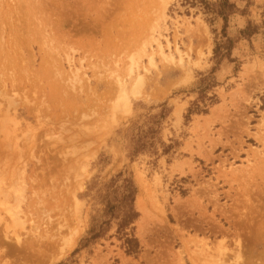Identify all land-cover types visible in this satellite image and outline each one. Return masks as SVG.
Masks as SVG:
<instances>
[{
	"label": "rangeland",
	"instance_id": "rangeland-1",
	"mask_svg": "<svg viewBox=\"0 0 264 264\" xmlns=\"http://www.w3.org/2000/svg\"><path fill=\"white\" fill-rule=\"evenodd\" d=\"M36 1L0 0V264H264V0H230L218 63L223 22L188 0ZM194 102L203 112L187 113ZM162 103L151 143L135 142ZM125 177L137 247L126 252L115 219L83 241Z\"/></svg>",
	"mask_w": 264,
	"mask_h": 264
},
{
	"label": "trees",
	"instance_id": "trees-1",
	"mask_svg": "<svg viewBox=\"0 0 264 264\" xmlns=\"http://www.w3.org/2000/svg\"><path fill=\"white\" fill-rule=\"evenodd\" d=\"M192 5H197L203 11V14L207 16V20L210 22L216 18H220L223 22L221 29V40L215 42L213 49V59L216 60V63L220 62L223 58L229 57V50L231 48L232 41L226 35V26L227 20L230 16L238 12V8L230 0H188ZM248 29V26L241 30L240 33H244ZM212 70L209 74L202 76L197 82V99L199 101L204 99H212L206 96V91L211 89L215 85V80L211 77ZM194 107L187 110L189 112H203V109L198 105L197 102L192 103ZM160 112L155 115L148 117L146 122L145 130H142L140 134H137L135 142H141V144L146 143L150 144L151 134L155 131L153 129L154 123H158L159 119H163L169 109L165 106L164 103L160 104ZM158 125V124H156ZM157 127V126H156ZM143 148L133 149V152L137 150H142ZM132 152V153H133ZM109 182L104 199L106 201L105 211L103 216L109 218L104 219H94L91 228L89 229L88 236L83 239L85 242L92 241L96 238H99L105 231V224H109L111 219L116 220V229L118 233H121L124 237V244L126 246V252H133L134 248L137 247V240L129 233L125 232V228L132 223V221L137 216L133 208L134 196L136 193V187L133 184V181L129 177H125L121 180L119 185H111ZM116 201V203H113ZM115 209H119V212L116 213ZM104 216V217H105ZM62 264V263H59Z\"/></svg>",
	"mask_w": 264,
	"mask_h": 264
},
{
	"label": "bare ground",
	"instance_id": "bare-ground-1",
	"mask_svg": "<svg viewBox=\"0 0 264 264\" xmlns=\"http://www.w3.org/2000/svg\"><path fill=\"white\" fill-rule=\"evenodd\" d=\"M19 2H20V1H19ZM36 2H38V0H37ZM167 2H168V0H161V3H163L165 6H166V3H167ZM159 3H160V2H159ZM12 4L14 5V3H12ZM40 4H41V3H40ZM40 4H39V5H40ZM16 8H17V7H16ZM161 8H162V7H161ZM13 9H14V8H13ZM17 9H18V8H17ZM15 10H16V9H15ZM20 10L22 11V9H20ZM20 10H19V12H20ZM31 11H32V10H31ZM42 11H43V10H42ZM8 12H9V11H8ZM17 12H18V11H17ZM25 12H26V11H25ZM21 13H22V12H21ZM35 13H36V12H35ZM42 13H43V12H42ZM42 13H41V14H42ZM10 14H11V13H10ZM31 14H32V13H31ZM8 15H9V14H8ZM33 16H34V15H33ZM15 17H17V16H15ZM34 18H35V17H34ZM8 19H9V18H8ZM17 19H18V18H17ZM24 20H26V19H24ZM16 24H17V23H16ZM21 24H22V23H21ZM24 25H25V24H24ZM157 32H158V31L156 30L155 32H152V34H150V35H151V39H153L152 41L155 43V46H156L157 52L159 53V55H160L163 59H166V60H167V59H168V60H172V55H171V54H170V55H168V54L166 55L165 52H164V50H163V47H162L161 43H160L157 39L154 38L153 34H154V33H157ZM149 37H150V36H149ZM166 47H168L167 44H166ZM175 50H176L177 53H178V50H177V49H175ZM152 54H153V51L151 50V52H150V54H149V56H150V60L152 59ZM66 58H67V57H66ZM179 59H180V58H179ZM180 60H181V59H180ZM68 61H69V59H68ZM152 61H153V60H152ZM152 61H151V63H152ZM130 68H131V67H130ZM132 71H133V70H132V68H131V69L129 70V72H132ZM75 72H76V71H75ZM75 72H70V74L74 75ZM78 72H79V71H78ZM134 72H135V71H134ZM57 74H58V73H57ZM80 74H81V73H80ZM59 75H60V73H59ZM59 75H58V76H59ZM81 75H82V74H81ZM132 75H133V74H132ZM135 75H136V76H134V78H135V80H136V86H134V87L136 88V87L139 85L138 83L140 82L141 75H139L138 72H135ZM75 76H77V78L80 77V76L77 75V73L75 74ZM75 76H72V77H75ZM82 76H83V75H82ZM52 77H53V76H52ZM84 77H85V76H84ZM66 78H67V76H66ZM53 79H54V77H53ZM121 79H123V78H121ZM69 80H70V79H69ZM69 80H68V81H69ZM74 80H76V79H74ZM77 80H78V79H77ZM58 81H59V80H58ZM79 81H80V80H79ZM34 82H35V81H34ZM133 82H134V81H133ZM3 83H4V82H3ZM74 83H75V82H74ZM116 83H117V85L119 86L120 91L124 94V91H125V90H124V84L122 83V81H121V80H118V78H117V82H116ZM134 84H135V83H134ZM134 84H133V85H134ZM70 85H71V84H70ZM40 87H41V85H40ZM50 87L52 88V86H50ZM57 87H58V86H57ZM134 87H133V88H134ZM2 88H3V86H2ZM5 88H6V87H5ZM5 88H4V91H5ZM135 88H134V89H135ZM10 89H11V88H10ZM40 89H41V88H40ZM58 89H61L60 86H59V88H57V90H58ZM11 90H12V89H11ZM51 90H52V92L54 91L53 89H51ZM61 90H62V89H61ZM137 90H138V89H137ZM7 91H8V90H7ZM13 91H15V90H13ZM41 91H43V90H41ZM120 91H119V92H120ZM1 93H2V91L0 92V94H1ZM16 93H17V92H16ZM25 93H26V92H25ZM43 93H44V92H43ZM53 93H54V92H53ZM58 93H59V92H58ZM136 93H137V92H136ZM2 94H3V93H2ZM17 94H18V93H17ZM22 94H23V93H22ZM48 94H49V93H48ZM56 94H57V92H56ZM60 94H61V92H60ZM120 94H121V93H120ZM3 95L6 96L5 94H3ZM9 95H11V94H9ZM12 95H13V94H12ZM18 95H19V94H18ZM52 95H53V97H54V94H52ZM52 95H51V96H52ZM0 96H1V95H0ZM4 96H3V97H4ZM60 96H61V95H60ZM1 97H2V96H1ZM6 97H8V95H7ZM26 97H27V96H25V98H26ZM45 97H46V96H45ZM48 97H49V96H48ZM73 97H74V96H73ZM43 98H44V97H43ZM57 98H58V96H57ZM27 99H28V98H26V100H27ZM40 99H42V98H40ZM59 99H60V98H59ZM12 100H13V99H12ZM12 100L10 99V103H11ZM14 100H15V98H14ZM15 101H16V100H15ZM31 101H32V100H31ZM7 102H8V101H7ZM22 102H23V101H22ZM29 102H30V101H29ZM41 102H42V101H41ZM8 103H9V102H8ZM8 103H6V104H8ZM12 103H13V102H12ZM15 103H16V102H14L13 104H15ZM23 103H25V102H23ZM39 103H40V102H39ZM45 104H46V103H45ZM10 105H11V104H9V106H10ZM41 105H42V104H41ZM124 105L127 106V104H126L125 101H124ZM7 106H8V105H7ZM9 106H8V107H9ZM13 106H14V105H13ZM52 106H53V105H52ZM3 107H4V106H3ZM8 107H7V108H8ZM32 108H33V107H32ZM41 108H42V107H41ZM47 108H48V107H47ZM47 108H46V109H47ZM61 108H62V107H61ZM63 108H64V107H63ZM35 109H36V107H35ZM6 110H7V109H6V106H5V110H4V111L6 112ZM28 110H29V108H28ZM33 110H34V108H33ZM36 110H37V109H36ZM31 111H32V110H31ZM41 111H42V109H41ZM47 111H48V110H47ZM2 112H3V111H2ZM29 112H30V111H29ZM36 112H37V111H36ZM39 112H40V109H39ZM39 112H38V113H39ZM61 112H62V111H61ZM31 113H32V112H31ZM33 113H34V112H33ZM4 114H5V113H4ZM40 114H41V113H40ZM40 114H39V116H40ZM36 115H37V114L35 113V118L38 117V116H36ZM44 117H45V116H44ZM46 117H47V116H46ZM46 117H45V118H46ZM57 117H58V116H57ZM40 118H41V117H40ZM42 119H43V121H44V120H46V121L49 120V118L44 119V118H43V115H42ZM36 120H37V119H36ZM38 120H39V119H38ZM43 121H42V122H43ZM52 124H53V121H52ZM52 127H53V126H52ZM47 131H48V130H47ZM27 132H28V131H27ZM31 132H33V131H31ZM51 132H52V131H51ZM28 133H29V132H28ZM28 133H27V134H28ZM41 133H42V132H41ZM43 133H44V132H43ZM89 133H90V132H89ZM44 134H46V131H45ZM82 134H83V133H82ZM30 135H31V136H29V135H27V136H29L30 138L33 137L31 133H30ZM22 136H23V135H22ZM25 136H26V134H25ZM38 136H39V135H38ZM77 136H78V135H77ZM23 137H24V136H23ZM35 137H36V136H35ZM16 138H17V137H16ZM21 138H22V137H21ZM25 138H26V137H25ZM13 139H14V137H13ZM31 139H32V138H31ZM31 139H30V140H31ZM16 140H17V139H16ZM16 140H15V142H17ZM24 140H25V139H24ZM28 140H29V139H27L26 141H28ZM22 141H23V140H22ZM22 141H18V142L22 143ZM6 142H7V141H6ZM23 142H24V141H23ZM2 143H3V142H2ZM2 143H1V144H2ZM26 143H27V142H26ZM28 143H29V141H28ZM28 143H27V145H28ZM76 143H77V141H76ZM78 143L81 144V142H79V141H78ZM78 143H77V144H78ZM12 144H13V143H12ZM14 144H16V143H14ZM14 144H13V145H14ZM22 144H23V143H22ZM22 144H21V145H22ZM4 145L6 146V144H4ZM16 145H17L16 147L18 148V146H19L18 143H17ZM24 146H25V145H24ZM29 146H30V145H29ZM29 146H28V148H29ZM12 147H13V146H12ZM19 147H21V146H19ZM74 147H75V145H74ZM36 148H37V147H36ZM72 148H73V146H72ZM20 149H25V148L21 147ZM26 149H27V148H26ZM26 149H25V150H26ZM75 150H76V149H75ZM1 151H3V149H1ZM16 151H17V150H16ZM29 151H30V149L28 150V152H29ZM76 151H78V150H76ZM23 152H24V151H23ZM72 152H73V151H72ZM76 153H77V152H76ZM28 154H29V153H28ZM28 154H27V155H28ZM69 154H70V153H69ZM15 155H16V153H15ZM22 155H23V154H22ZM78 155H80V154H78ZM16 156H17V155H16ZM76 156H77V155H76ZM60 157H61V156H60ZM77 157H78V156H77ZM50 158H51V157H50ZM74 158H75V157H73V159H74ZM15 159H16V158H15ZM26 159H27V158H26ZM56 159H57V158H56ZM63 159H64V158H63ZM71 159H72V158H71ZM75 159H76V158H75ZM19 160H20V158H19ZM37 160H38V158H37ZM24 161H25V160H24ZM21 162H22V161H21ZM65 162H66V161H65ZM81 162H82V161H81ZM22 163H23V162H22ZM35 163H36V162H35ZM64 165H65V164H64ZM51 167H52V166H51ZM40 170H41V169H40ZM53 170H54V169H53ZM53 170H52V171H53ZM65 173H66V172H65ZM80 173H81V172H80ZM41 174H42V173H41ZM45 174H46V173H45ZM76 174H77V173H76ZM48 175H49V174H48ZM72 175H73V174H72ZM72 175H71V176H72ZM80 176H81V175H80ZM80 176H77V177H80ZM69 177H70V176H69ZM59 178H60V177H59ZM59 178H58V179H59ZM64 178H65V177H64ZM74 178H75V177H74ZM75 180H76V179H75ZM21 182H22V180H21ZM31 182H32V181H31ZM65 182H66V181H65ZM74 184H75V183H74ZM77 184H78V183H77ZM77 184H76V185H77ZM79 184H80V182H79ZM19 186H20V185H19ZM64 186H65V185H64ZM66 186H68V185H66ZM70 186H71V185H70ZM21 187H24V186H21ZM21 187H19V188H21ZM61 187H63V186H61ZM22 189H23V188H22ZM7 190H8V189H7ZM20 190H21V189H20ZM4 191H5V190H4ZM23 191H24V190H23ZM65 191H66V190H65ZM68 192H69V190H68ZM31 193H32V192H31ZM69 193H70V192H69ZM4 194H6V192H4ZM33 194H35V193H33ZM7 195H9V194H7ZM54 195H55V194H54ZM70 195H71V194H70ZM1 196H2V195H1ZM3 196H4V195H3ZM3 196H2V197H3ZM17 196H18V195H17ZM5 197H6V196H5ZM7 197H8V196H7ZM14 197H15V196H14ZM20 198H21V197H20ZM20 198H19V201H20ZM13 199H15V198H13ZM35 199H36V198H35ZM15 200H17V199H15ZM15 200H14V202H15ZM14 202H13V204H12L10 207H11V208H14V209L16 210L15 206H17V205H15ZM17 202H18V200H17ZM17 202H16V203H17ZM39 202H40V201H39ZM36 203H37V202H36ZM37 204H39V203H37ZM13 205H15V206L12 207ZM40 205H41V203H40ZM69 205H70V204H69ZM19 206H20V205H19ZM38 206H39V205H38ZM4 207H6V206H4ZM39 207H40V206H39ZM0 208H1V207H0ZM7 208L10 209L9 207H7ZM58 208H59V207H58ZM39 209H40V208H39ZM63 209H64V208H63ZM66 209H67V208H66ZM0 210H1V209H0ZM10 210H11V209H10ZM12 210H13V209H12ZM17 210H18V209H17ZM37 210H38V209H37ZM19 211H21V210L19 209ZM19 211H18V212H19ZM40 211H42V210H40ZM69 211H70V210H69ZM18 212H17V213H18ZM56 212H57V211H56ZM70 212H71V211H70ZM10 213H11V212H10ZM15 213H16V212H15ZM46 213H47V212H46ZM48 213H49V212H48ZM18 214H19V213H18ZM70 214H71V213H70ZM14 215L16 216V218L18 217L17 214H14ZM14 215H13V217H14ZM47 216H48V215H47ZM65 216H66V215H65ZM24 217H25V216H24ZM56 217H57V216H56ZM18 218H19V217H18ZM18 218H17V219H18ZM45 218H47V217H45ZM48 218H49V217H48ZM60 218H61V217H60ZM63 218H64V216H63ZM17 219H16V220H17ZM23 219H26V218H23ZM23 219H21V220H23ZM69 219H70V218H69ZM12 220L15 221V220L12 218V219H11V222H13ZM19 220H20V219H19ZM45 220H47V219H45ZM48 220H49V219H48ZM29 221H30V220H29ZM29 221H28V222H29ZM71 221H72V220H71ZM20 222H21V221H20ZM20 222H18V223H20ZM24 222H25V220L22 221V223H21L20 225L23 226V223H24ZM26 222H27V221H26ZM53 222H54V221H53ZM64 222H65V221H64ZM30 223H31V222H29V225H30ZM11 224H12V223H11ZM14 224H16V223H14ZM14 224H12V226H14ZM68 224H69V223H68ZM60 225H61V224H60ZM16 226H17V225H16ZM18 226H19V224H18ZM37 226H38V225H37ZM66 226H67V225H66ZM14 227H15V226H14ZM14 227H13V228H14ZM53 227H54V226H53ZM10 228L12 229L11 226H10ZM11 229H10V230H11ZM63 229H64V228H63ZM3 230H4V229H3ZM6 230H7V229H6ZM22 230H23V229H22ZM25 230H27V229H25ZM53 230H54V229H53ZM58 230H59V229H58ZM11 231H12V232H10V233H12L13 236H14V235H15L14 233H16L17 230H16L15 232H14L13 230H11ZM55 231H56V230H55ZM67 231H68V230H67ZM17 232H19V231H17ZM58 232H59V231H58ZM21 233H22V232H21ZM72 233H74V232H72ZM72 233H71V235H72ZM23 234H24V233H23ZM3 235H4V234H3ZM19 235H20V234H19ZM19 235H18L17 238H19ZM54 235L57 236V234H54ZM58 235H59V233H58ZM60 235H61V234H60ZM60 235H59L58 237H61ZM15 236H17V235H15ZM5 237H6V234H5ZM30 237H31V236H30ZM51 237H52V236H51ZM54 237H55V236H54ZM54 237H53V238H54ZM6 238H7V237H6ZM61 238H63V237H61ZM61 238H59V239H61ZM70 238H71V237H70ZM14 239H15V237H14ZM37 239H38V238H37ZM55 239H56V237H55ZM59 239H57V240H59ZM17 240H18V239H17ZM40 240H41V239H40ZM49 240H50V238H49ZM62 240H63V239H62ZM64 240H65V242H66L67 239H64ZM35 241H36V240H35ZM15 242H18V241L15 240ZM48 242H49V241H48ZM48 242H47V243H48ZM51 242H52V241H51ZM63 242H64V241H63ZM65 242H64L63 244H64V245H67L68 241H67L66 243H65ZM17 244H18V243H17ZM20 244H21V243H20ZM35 244H36V243H35ZM48 244L50 245V242H49ZM52 244L55 245L54 243H52ZM57 244H58V243H57ZM60 244H61V243H60ZM68 244H69V243H68ZM53 245H52V246H53ZM64 245H63V246H64ZM56 246H58V245H56ZM59 246H62V244L59 245ZM59 246H58V247H59ZM48 247H49V246H48ZM58 247H57V248H58ZM44 249H46V248H44ZM48 249H49V248H48ZM54 249H55V248H54ZM54 249H53V250H54ZM62 249H63V247L60 248V250H62ZM34 250H35V249H34ZM44 251H45V250H44ZM58 251H59V250H58ZM62 251H63V250H62ZM47 253H48V252H47ZM50 253H51V252H50ZM52 254H53V252H52ZM33 255H34V254H33ZM43 256H44V255H43ZM50 256H51V254H50ZM52 256H53V255H52ZM242 260H243V259H242Z\"/></svg>",
	"mask_w": 264,
	"mask_h": 264
}]
</instances>
